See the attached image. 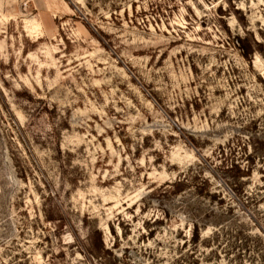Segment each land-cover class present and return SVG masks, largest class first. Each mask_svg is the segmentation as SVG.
I'll return each mask as SVG.
<instances>
[{"label":"rangeland","instance_id":"374dc122","mask_svg":"<svg viewBox=\"0 0 264 264\" xmlns=\"http://www.w3.org/2000/svg\"><path fill=\"white\" fill-rule=\"evenodd\" d=\"M0 264H264V0H0Z\"/></svg>","mask_w":264,"mask_h":264},{"label":"trees","instance_id":"16d2710c","mask_svg":"<svg viewBox=\"0 0 264 264\" xmlns=\"http://www.w3.org/2000/svg\"><path fill=\"white\" fill-rule=\"evenodd\" d=\"M242 53H243V55L245 56V57H247V55H248V52H247V50H246V48H242Z\"/></svg>","mask_w":264,"mask_h":264}]
</instances>
